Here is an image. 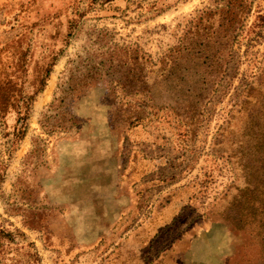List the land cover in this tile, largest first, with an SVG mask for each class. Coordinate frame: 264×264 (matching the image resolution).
Segmentation results:
<instances>
[{
	"label": "rangeland",
	"instance_id": "obj_1",
	"mask_svg": "<svg viewBox=\"0 0 264 264\" xmlns=\"http://www.w3.org/2000/svg\"><path fill=\"white\" fill-rule=\"evenodd\" d=\"M211 3L15 0L0 12V47L20 40L4 62L27 51L24 71L2 75L18 86L0 112V264H264V144L241 157L233 107L243 71L264 67V24L195 116L117 82L128 55L158 58ZM257 14L264 0L247 27ZM53 58L17 139L18 89L33 92Z\"/></svg>",
	"mask_w": 264,
	"mask_h": 264
},
{
	"label": "trees",
	"instance_id": "obj_2",
	"mask_svg": "<svg viewBox=\"0 0 264 264\" xmlns=\"http://www.w3.org/2000/svg\"><path fill=\"white\" fill-rule=\"evenodd\" d=\"M254 2L255 0H212L210 6L197 10L182 26L177 43L158 58L154 59L148 54L128 55L126 58L130 61V67L122 72L117 82L123 88H128L129 93L145 91L152 100L153 90H157L159 97L165 96L164 100L173 101L171 110L190 116L199 114L214 94L226 93L230 81L237 73V67L233 64L243 38L248 36L243 52L245 60L249 55V48L253 47L252 37L257 35L255 29L264 24V15L257 14V22L250 27L246 25ZM19 42V39L11 40L0 47V112H5L10 107L12 92L18 86L11 78H2V75L11 68L10 71L13 72V68H17L18 72L26 68L23 63L26 61L24 55H27V51L20 52L21 62L18 65L11 61L7 64L3 59L4 54L8 53L6 50L18 46ZM55 60L53 58L46 67L44 76L38 82L35 79L31 83V86L36 85L33 92L23 94L18 89L25 111H18L23 116L18 117V122L22 120V124L16 127L17 139H21L25 133L24 122L31 103L42 91ZM241 75L239 86L233 89L234 112L244 121L240 130L244 128L247 135L243 136L239 144L240 154L244 147L250 146V141L258 139V135L261 145L264 144V67H256L252 74H247V70L243 71ZM151 106L157 105L152 103ZM138 119L135 116L134 120Z\"/></svg>",
	"mask_w": 264,
	"mask_h": 264
},
{
	"label": "crops",
	"instance_id": "obj_3",
	"mask_svg": "<svg viewBox=\"0 0 264 264\" xmlns=\"http://www.w3.org/2000/svg\"><path fill=\"white\" fill-rule=\"evenodd\" d=\"M15 0H0V12L7 6L13 5Z\"/></svg>",
	"mask_w": 264,
	"mask_h": 264
}]
</instances>
